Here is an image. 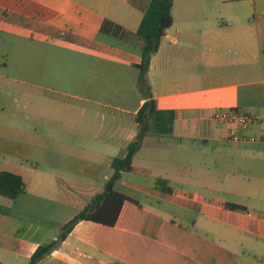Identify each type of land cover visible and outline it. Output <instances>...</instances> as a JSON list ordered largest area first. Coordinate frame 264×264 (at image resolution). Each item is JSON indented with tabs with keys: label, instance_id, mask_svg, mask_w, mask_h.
<instances>
[{
	"label": "crops",
	"instance_id": "obj_1",
	"mask_svg": "<svg viewBox=\"0 0 264 264\" xmlns=\"http://www.w3.org/2000/svg\"><path fill=\"white\" fill-rule=\"evenodd\" d=\"M149 1L0 0V32L49 39L136 71L134 106H112L123 115L90 136L110 169L88 196L102 190L111 159L135 137L146 94L136 84L137 38L130 45L100 27L107 20L133 35ZM171 14L146 78L157 107L175 111L172 136H146L133 169L116 182L134 201H124L115 225L80 221L37 264H264V142L246 140L264 134V0H174ZM228 109L257 120L219 122L216 112ZM1 170L23 173L13 161ZM19 194L0 195V264H26L45 239L30 198ZM14 217L26 228L8 227Z\"/></svg>",
	"mask_w": 264,
	"mask_h": 264
},
{
	"label": "rangeland",
	"instance_id": "obj_2",
	"mask_svg": "<svg viewBox=\"0 0 264 264\" xmlns=\"http://www.w3.org/2000/svg\"><path fill=\"white\" fill-rule=\"evenodd\" d=\"M48 40L0 32V168L13 161L23 172L19 199L30 198L42 243L57 237V222L76 214L91 196L85 192L100 187L110 169L91 134H104L111 116L123 115L112 106L132 108L140 96L132 86L134 69ZM100 122L106 128L99 130ZM11 220L8 227L26 228Z\"/></svg>",
	"mask_w": 264,
	"mask_h": 264
},
{
	"label": "trees",
	"instance_id": "obj_3",
	"mask_svg": "<svg viewBox=\"0 0 264 264\" xmlns=\"http://www.w3.org/2000/svg\"><path fill=\"white\" fill-rule=\"evenodd\" d=\"M174 0H150L143 13L136 32H130L104 20L100 32L111 34L125 43L133 45L131 39L137 38L141 60L135 67L138 69L137 87L146 92L143 103L134 114L136 123V135L127 144L122 156H115L110 161L112 173L105 182L101 191L95 192L89 197L84 206L69 220L63 223L57 237L49 242L39 244L30 255L26 264H37L41 259L50 254L72 231L74 226L83 220L92 221L106 226L115 225L124 201H134L130 196L115 189L116 182L123 172L133 169L132 159L141 148L146 136L158 138L171 137L175 121V111L172 109H159L150 91L146 74L149 68L151 56L158 50L165 30L172 24L171 8ZM144 92V93H145ZM163 184V181H159ZM25 190L23 177L9 170L0 171V195L15 198ZM169 191V188L166 189ZM231 209L244 210L245 207L238 204H227Z\"/></svg>",
	"mask_w": 264,
	"mask_h": 264
},
{
	"label": "built area",
	"instance_id": "obj_4",
	"mask_svg": "<svg viewBox=\"0 0 264 264\" xmlns=\"http://www.w3.org/2000/svg\"><path fill=\"white\" fill-rule=\"evenodd\" d=\"M215 118L219 122L237 123L240 126H246L248 124L255 122V120H257L253 114L243 112L239 109H228V110L218 111L215 114ZM233 138L235 140H240L238 136H233ZM246 140L264 142V134L261 135L260 137L252 136L250 138H247Z\"/></svg>",
	"mask_w": 264,
	"mask_h": 264
}]
</instances>
